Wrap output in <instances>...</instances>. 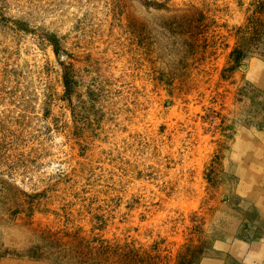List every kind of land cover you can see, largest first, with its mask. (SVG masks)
Listing matches in <instances>:
<instances>
[{"label": "rangeland", "instance_id": "374dc122", "mask_svg": "<svg viewBox=\"0 0 264 264\" xmlns=\"http://www.w3.org/2000/svg\"><path fill=\"white\" fill-rule=\"evenodd\" d=\"M63 247L264 264V0H0V264Z\"/></svg>", "mask_w": 264, "mask_h": 264}, {"label": "trees", "instance_id": "16d2710c", "mask_svg": "<svg viewBox=\"0 0 264 264\" xmlns=\"http://www.w3.org/2000/svg\"><path fill=\"white\" fill-rule=\"evenodd\" d=\"M72 82H73L72 76H70V78H69V76H65V83H66L67 91H69L71 89V83ZM107 249H109V250H107ZM73 250H74L73 248L71 250H66L65 247L61 248V252L65 254L62 257L64 260L62 261L61 264H115V262L112 261L111 247H107L104 249L107 252H104L103 254H100L98 256V258H101V260L98 262L96 261L97 258L89 257L88 254H85V252H82V251H76L75 250L74 252H71V254L68 253V252L73 251ZM198 250L199 249H197V251ZM188 251H189V253L187 252L186 255L182 256L180 261L178 262V264H195L194 258L192 259V257L195 254L193 253V256H192V255H190V251L192 252V250L189 249ZM189 256H191V257L189 258ZM31 257L41 259L44 257V254H42L41 252L39 253V252L34 251L31 254ZM141 262H143V261H141ZM125 264H133V263L127 262ZM142 264H145V263H142Z\"/></svg>", "mask_w": 264, "mask_h": 264}]
</instances>
